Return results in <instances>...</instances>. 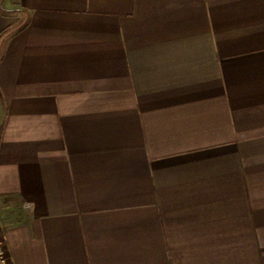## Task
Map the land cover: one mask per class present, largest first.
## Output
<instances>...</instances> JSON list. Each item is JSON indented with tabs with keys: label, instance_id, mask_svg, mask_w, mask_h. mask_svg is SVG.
Returning a JSON list of instances; mask_svg holds the SVG:
<instances>
[{
	"label": "crops",
	"instance_id": "1",
	"mask_svg": "<svg viewBox=\"0 0 264 264\" xmlns=\"http://www.w3.org/2000/svg\"><path fill=\"white\" fill-rule=\"evenodd\" d=\"M9 264H264V0H0Z\"/></svg>",
	"mask_w": 264,
	"mask_h": 264
},
{
	"label": "built area",
	"instance_id": "2",
	"mask_svg": "<svg viewBox=\"0 0 264 264\" xmlns=\"http://www.w3.org/2000/svg\"><path fill=\"white\" fill-rule=\"evenodd\" d=\"M9 251L4 236L0 233V264H9Z\"/></svg>",
	"mask_w": 264,
	"mask_h": 264
}]
</instances>
